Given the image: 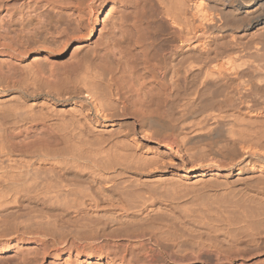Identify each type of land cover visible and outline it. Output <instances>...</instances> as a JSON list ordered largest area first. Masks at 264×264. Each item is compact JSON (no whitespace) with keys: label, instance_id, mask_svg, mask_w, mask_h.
Returning <instances> with one entry per match:
<instances>
[{"label":"bare ground","instance_id":"bare-ground-1","mask_svg":"<svg viewBox=\"0 0 264 264\" xmlns=\"http://www.w3.org/2000/svg\"><path fill=\"white\" fill-rule=\"evenodd\" d=\"M0 264H264V0H0Z\"/></svg>","mask_w":264,"mask_h":264}]
</instances>
